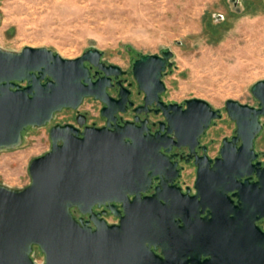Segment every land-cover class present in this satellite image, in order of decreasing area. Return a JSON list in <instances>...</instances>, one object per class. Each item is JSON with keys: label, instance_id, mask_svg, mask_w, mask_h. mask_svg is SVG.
<instances>
[{"label": "water", "instance_id": "95a60500", "mask_svg": "<svg viewBox=\"0 0 264 264\" xmlns=\"http://www.w3.org/2000/svg\"><path fill=\"white\" fill-rule=\"evenodd\" d=\"M103 54L91 47L65 58L46 46H0V150L19 147L26 129L47 125L64 108L79 109L87 97L104 103L101 114L107 119L106 125H89L79 113L81 127L53 124L51 148L29 164L31 182L24 187L0 182V264H140L143 251L150 249L149 224L124 217L119 225L103 223L93 229L75 217L72 207L87 212L96 203L126 200L128 192L138 193V186L145 189L151 176L165 169L173 144L194 150L222 116L221 109L202 98L187 99L186 107L161 99L167 89L164 73L174 63V51L165 49L134 60L132 70L145 104L135 108L134 121L119 123V113L134 101L121 80L118 97L108 92L112 76L125 70L107 63ZM93 67L104 75L94 79ZM251 91L258 106L226 101L237 127L231 138L223 139L220 156L196 160L198 195L213 216L204 233L222 256L227 250L236 252L238 264H264V228L258 223L264 219V162L255 148L263 129L264 79ZM153 103L165 116L154 133L149 119L139 116ZM135 200L153 201L138 195ZM35 245L44 254L43 263L33 258Z\"/></svg>", "mask_w": 264, "mask_h": 264}, {"label": "rangeland", "instance_id": "374dc122", "mask_svg": "<svg viewBox=\"0 0 264 264\" xmlns=\"http://www.w3.org/2000/svg\"><path fill=\"white\" fill-rule=\"evenodd\" d=\"M0 46H46L65 58L96 47L103 60L128 71L136 103L143 94L132 72L134 60L172 49L163 97L181 104L202 98L221 109L204 137L215 155L237 127L226 101L259 105L251 87L264 79V0H0ZM101 109L99 100L87 97L78 110L88 112L89 122L102 123ZM76 113L64 108L47 125L26 129L19 147L0 150V182L28 185L31 160L51 148L50 127L74 121ZM261 120L255 148L264 162V116ZM33 253L39 261L44 258L40 248Z\"/></svg>", "mask_w": 264, "mask_h": 264}, {"label": "flooded vegetation", "instance_id": "af4514ba", "mask_svg": "<svg viewBox=\"0 0 264 264\" xmlns=\"http://www.w3.org/2000/svg\"><path fill=\"white\" fill-rule=\"evenodd\" d=\"M127 73L128 71L125 70V73L119 77L113 75V85L108 87V92L111 96L118 97L121 89L118 82L121 80L125 86L131 89L130 99L134 101V82H127L125 77ZM92 75L94 79H97L104 75V72L93 67ZM138 93L143 94L142 101L140 103L134 101L133 105L128 102L127 110L119 113V123L135 120L137 116L135 108L145 104L144 91H140L138 88ZM163 95L164 93H162L161 99L166 103H171L166 101ZM99 101L103 107L104 103ZM183 105L186 107L185 103ZM79 113L85 114L86 124L97 126L107 124V119L104 116H102L104 119L102 123L89 122L88 112L78 109L74 121L58 123H72L81 127L77 122ZM123 114H128L129 117L125 118ZM139 116L141 119H149L147 125L152 133L159 130L160 122L165 120L161 107L156 103L149 104ZM140 124L141 122L137 121V125ZM207 131L199 138V143L195 145L194 150L190 145L173 144L172 149L166 152L168 158L164 162L165 169L152 175L151 182L145 189H140L138 186L135 188L139 189L138 193L128 192L126 200L96 203L92 206L91 211L87 212H83L77 206L72 207L73 214L77 219H82L83 223H88L93 229L97 228V224L103 223L119 225L124 217L138 223L149 224L151 230L146 237V244L150 246V249L143 251L144 256L139 260L140 264H238L239 258L236 256V252L227 250L222 256L214 240L204 233L206 223L208 225L213 216L210 207L204 205L200 201L201 195H198L196 160L203 157L216 160L220 156L223 144L222 142L218 152L212 155L211 143L204 141ZM230 194L232 196V192ZM137 195L141 200L148 197L153 201L137 202L135 200ZM233 198L237 202V199ZM258 223L264 228V219L259 220ZM37 249L39 247L35 245L33 252ZM33 258L36 259L34 253ZM43 261L44 258L39 262L43 263Z\"/></svg>", "mask_w": 264, "mask_h": 264}]
</instances>
